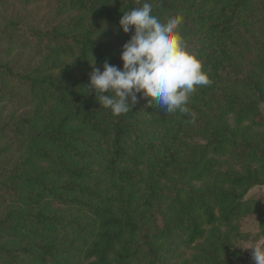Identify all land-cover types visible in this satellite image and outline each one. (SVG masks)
Listing matches in <instances>:
<instances>
[{
  "label": "trees",
  "instance_id": "trees-1",
  "mask_svg": "<svg viewBox=\"0 0 264 264\" xmlns=\"http://www.w3.org/2000/svg\"><path fill=\"white\" fill-rule=\"evenodd\" d=\"M144 2L208 75L188 114L89 87ZM261 105L264 0H0V264H235L243 218L264 236Z\"/></svg>",
  "mask_w": 264,
  "mask_h": 264
},
{
  "label": "clouds",
  "instance_id": "clouds-1",
  "mask_svg": "<svg viewBox=\"0 0 264 264\" xmlns=\"http://www.w3.org/2000/svg\"><path fill=\"white\" fill-rule=\"evenodd\" d=\"M181 23L180 15L161 21L153 15L150 2L123 13L119 27L132 35L122 46V67L106 61L102 71L93 67L89 77V87L99 106L120 116L127 114L139 99L150 98L149 107L155 104L167 114L177 110L189 113L190 95L210 81L200 59L187 50L180 38L177 30ZM250 249L254 264H264V239Z\"/></svg>",
  "mask_w": 264,
  "mask_h": 264
},
{
  "label": "rangeland",
  "instance_id": "rangeland-1",
  "mask_svg": "<svg viewBox=\"0 0 264 264\" xmlns=\"http://www.w3.org/2000/svg\"><path fill=\"white\" fill-rule=\"evenodd\" d=\"M260 109L264 113V105H261ZM250 196H254V195H250ZM254 197H258L260 202L262 203L260 196H254ZM256 223H257L256 219L253 215L247 216L239 222L238 228L241 235H239L238 238H236L235 247H234L239 255L242 253V251L247 249L254 241L262 237V236L259 238L256 237L258 233Z\"/></svg>",
  "mask_w": 264,
  "mask_h": 264
},
{
  "label": "built area",
  "instance_id": "built-area-1",
  "mask_svg": "<svg viewBox=\"0 0 264 264\" xmlns=\"http://www.w3.org/2000/svg\"><path fill=\"white\" fill-rule=\"evenodd\" d=\"M262 239H264V236L257 239L256 241ZM256 241H254L247 249L242 251L239 259L236 261L235 264H254V261L252 260V249H250V247L253 246Z\"/></svg>",
  "mask_w": 264,
  "mask_h": 264
},
{
  "label": "crops",
  "instance_id": "crops-1",
  "mask_svg": "<svg viewBox=\"0 0 264 264\" xmlns=\"http://www.w3.org/2000/svg\"><path fill=\"white\" fill-rule=\"evenodd\" d=\"M254 195V196H260L262 203L264 205V185L255 186L248 192V196Z\"/></svg>",
  "mask_w": 264,
  "mask_h": 264
}]
</instances>
